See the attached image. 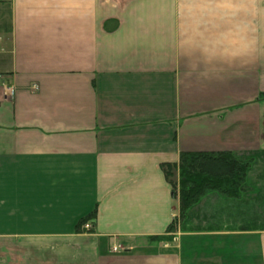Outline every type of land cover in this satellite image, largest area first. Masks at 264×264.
<instances>
[{
    "label": "crops",
    "instance_id": "obj_1",
    "mask_svg": "<svg viewBox=\"0 0 264 264\" xmlns=\"http://www.w3.org/2000/svg\"><path fill=\"white\" fill-rule=\"evenodd\" d=\"M183 152L253 164L169 233ZM258 161L264 0H1L0 264H264Z\"/></svg>",
    "mask_w": 264,
    "mask_h": 264
},
{
    "label": "trees",
    "instance_id": "obj_2",
    "mask_svg": "<svg viewBox=\"0 0 264 264\" xmlns=\"http://www.w3.org/2000/svg\"><path fill=\"white\" fill-rule=\"evenodd\" d=\"M253 160H242L233 153L183 152L178 164H165L163 171L179 198L178 219L169 226L173 233L184 222L189 211L208 193L215 192L238 199L247 188ZM91 217L83 219L77 230Z\"/></svg>",
    "mask_w": 264,
    "mask_h": 264
},
{
    "label": "rangeland",
    "instance_id": "obj_3",
    "mask_svg": "<svg viewBox=\"0 0 264 264\" xmlns=\"http://www.w3.org/2000/svg\"><path fill=\"white\" fill-rule=\"evenodd\" d=\"M261 168H264V161H258L255 169H261Z\"/></svg>",
    "mask_w": 264,
    "mask_h": 264
},
{
    "label": "built area",
    "instance_id": "obj_4",
    "mask_svg": "<svg viewBox=\"0 0 264 264\" xmlns=\"http://www.w3.org/2000/svg\"><path fill=\"white\" fill-rule=\"evenodd\" d=\"M38 90L37 87L34 88V91ZM11 95H14V91H11Z\"/></svg>",
    "mask_w": 264,
    "mask_h": 264
}]
</instances>
